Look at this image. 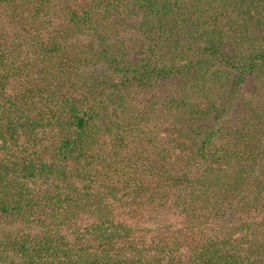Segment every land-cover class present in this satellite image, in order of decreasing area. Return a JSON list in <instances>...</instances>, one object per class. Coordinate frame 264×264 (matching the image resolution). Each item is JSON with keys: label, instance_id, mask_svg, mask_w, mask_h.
Segmentation results:
<instances>
[{"label": "trees", "instance_id": "16d2710c", "mask_svg": "<svg viewBox=\"0 0 264 264\" xmlns=\"http://www.w3.org/2000/svg\"><path fill=\"white\" fill-rule=\"evenodd\" d=\"M0 264H264V0H0Z\"/></svg>", "mask_w": 264, "mask_h": 264}, {"label": "rangeland", "instance_id": "374dc122", "mask_svg": "<svg viewBox=\"0 0 264 264\" xmlns=\"http://www.w3.org/2000/svg\"><path fill=\"white\" fill-rule=\"evenodd\" d=\"M253 89H254V85L249 87V91L252 92ZM144 101L145 100H142L141 103H143ZM178 220H179L178 217L175 215L173 211H167L163 215L150 220V222L148 223V226H150V228L154 230V229H157V225L160 223L161 224H176ZM228 224L229 222H220V221L215 222V224L213 225L212 233L215 234V233H221L225 231Z\"/></svg>", "mask_w": 264, "mask_h": 264}]
</instances>
